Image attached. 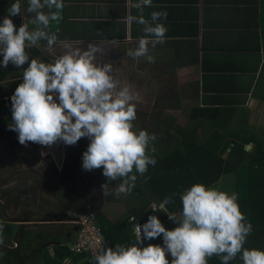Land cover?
I'll use <instances>...</instances> for the list:
<instances>
[{"label": "crops", "instance_id": "crops-1", "mask_svg": "<svg viewBox=\"0 0 264 264\" xmlns=\"http://www.w3.org/2000/svg\"><path fill=\"white\" fill-rule=\"evenodd\" d=\"M14 2L0 0V20ZM64 3L63 19L58 25L50 24L48 31L58 29L59 40L81 49L89 44L100 47L103 52L97 53L98 62L111 64L113 75L121 84H129L138 94L139 99L133 101L136 114L142 112L152 119L158 113L163 118V127L174 126V120L186 122L183 128L175 127L176 141L183 137L204 141L220 131V139L225 143L238 138L246 142L248 153L264 155V0H152V6L143 9L145 19L151 21L152 12L167 13L166 19L158 21L167 28L164 42L153 40L148 45L149 55L155 58L152 63L145 57L133 59L126 54L144 35L143 25L127 22L128 15H138L129 0H64ZM26 8L27 0H21L20 16L10 17L17 28L32 18ZM26 51L30 59L51 60L62 54L63 49L57 44L49 51L46 42L40 41ZM2 67L0 189L20 190L19 201L36 200L31 210L34 214L54 216L45 184L49 169L46 159L52 158L62 172L65 149L69 146L19 144L17 133L8 130L12 119L10 97L22 81L27 65L15 68L10 63L7 68ZM140 103L151 104L144 110ZM171 129L166 128V135L172 141ZM232 148L233 145L229 152ZM29 197L32 199L28 201ZM23 205L20 207L24 213ZM20 212L11 206L7 211L9 220L15 222L22 217ZM104 214L114 222L109 214ZM75 236L69 234L64 240L71 243ZM51 243L46 245L53 254Z\"/></svg>", "mask_w": 264, "mask_h": 264}, {"label": "clouds", "instance_id": "clouds-1", "mask_svg": "<svg viewBox=\"0 0 264 264\" xmlns=\"http://www.w3.org/2000/svg\"><path fill=\"white\" fill-rule=\"evenodd\" d=\"M129 4L138 10V15H128L127 22L143 25L144 35L126 54L133 59L145 57L148 62H155L149 55L148 45L153 40L164 42L167 28L158 21L166 19L167 13L152 12L149 21L143 16V9L151 7L152 0H136L135 3L129 0ZM64 7V0H27L26 12L32 18L17 28L10 19L21 14V0H15L0 20V66L7 68L11 63L15 68H22L27 65L22 81L10 97L12 119L8 130L17 133L19 144L25 147L29 142L47 148L59 143L74 146L81 138H87L82 169L89 172L102 169L106 180L100 186L103 196L128 195L138 175L144 176L148 167L156 164L149 154L155 152L149 145L156 140V135L134 130L136 106L133 101L139 96L129 84H121L113 75L111 64L98 62L97 53L103 52L100 47L89 44L81 49L59 40L58 29L48 31L50 24L58 25L63 19ZM40 41L46 42L49 51L59 44L62 54L48 63L30 59L26 49L37 46ZM117 180L120 183L110 190V183ZM178 195L182 206L180 218L174 213L167 214L178 226L167 230L156 215H149L146 223H134V242L117 244L114 248L101 246L94 253L92 264H208L214 256L221 264H230L238 255L242 264H264V251L244 247L253 228L240 211L236 193L195 183ZM170 202L171 198L165 197L159 205L153 203L150 208L154 212L158 208L166 211ZM54 210L55 216L63 213L61 219H53L55 224L71 225L67 224L71 213ZM135 220L134 216L130 217V221ZM2 230L0 224V233ZM77 231L75 227L68 235H77ZM161 236L162 246L151 243L143 246L145 241ZM58 242L66 244L74 255H81L71 249L74 240L68 243L61 239L51 246H59ZM72 262L76 261L69 258L63 264Z\"/></svg>", "mask_w": 264, "mask_h": 264}, {"label": "trees", "instance_id": "trees-1", "mask_svg": "<svg viewBox=\"0 0 264 264\" xmlns=\"http://www.w3.org/2000/svg\"><path fill=\"white\" fill-rule=\"evenodd\" d=\"M49 60L50 58H42L41 61L48 63ZM171 104L179 106L181 103H167V105ZM159 115L155 113L152 120ZM148 121L153 122L144 113H137L136 120L133 122L134 130H145L149 134L156 135V140L149 145V148H155V152L149 154L155 158L156 164L150 165L144 176L138 175L135 187L128 195H121L118 198L115 195L103 196L100 186L106 180L102 175V169L90 172L82 169V153L89 143L87 138H81L77 146L66 148L67 155L62 172L58 171L52 158H47L46 163L49 168L47 191L56 211L94 215L105 239L115 247L117 244L134 242V223L140 225L146 223L149 215H156L163 226L169 230L171 220L167 214L181 212L182 206L178 195L180 192L195 183L213 186L224 177L232 175L237 179L235 187L240 211L247 221L251 222L253 228L244 247L264 251V155H256L254 151L248 153L245 150L246 142L238 138L225 143L220 139V131L214 132L204 141L183 137L179 142L171 144L162 122L158 121L159 124L156 127L159 129L153 132L145 126ZM232 145V151L229 152ZM119 183V180L111 182L110 190ZM80 189L81 192H78ZM165 197L171 198V202L166 205V211L159 208L157 212L152 211L151 204L159 205ZM44 198L45 196L43 202H45ZM105 200L123 206L125 214L123 220L114 223L102 212ZM129 202L133 203L128 204ZM6 204L7 202L3 201L0 203V224L3 225L2 233H0V264H30L31 262L63 264L69 258L76 262L84 260L82 264H92V259L88 255H74L66 244L55 245L53 247L55 254L50 253L46 242L66 239L68 233L75 229L71 225H31L29 229L19 225L15 241L9 242L11 225L25 218L18 217L15 222L5 220ZM14 207L17 212L21 210L20 213H22L21 207L20 210L18 206ZM26 207L23 205V208ZM133 216L136 220L130 222V217ZM37 218L46 219L35 213L29 220L38 222ZM149 243L162 246V236L145 241L143 246ZM208 264H221V262L214 256L208 260ZM230 264H242L239 255L230 261Z\"/></svg>", "mask_w": 264, "mask_h": 264}, {"label": "rangeland", "instance_id": "rangeland-1", "mask_svg": "<svg viewBox=\"0 0 264 264\" xmlns=\"http://www.w3.org/2000/svg\"><path fill=\"white\" fill-rule=\"evenodd\" d=\"M150 104L151 103H140V108L142 106V108H144V110H146L148 108L145 109V107L149 106ZM152 119H151V121H153V122H149L148 121V122L145 123V126L148 128V130L156 132L159 129V127H156V126L159 124V122L163 121V118L156 117L154 120H152ZM174 121H176L175 122L176 124L174 123V126L167 125L166 127H164V128H167V129H171L172 128L171 131H172V134H173V140L171 141V144L179 142V141H176L178 135H175V133H173V131H175V127L183 128V126H184L183 124L186 123V122H184L182 120H174ZM168 122H172V120L170 118H168ZM177 122H180V123H177ZM65 155H67L66 154V149H65ZM244 163H246V161ZM236 184H237L236 177L233 178V176L230 175V176L224 177L218 183L214 184L212 187H215V188H217L220 191H224V192H227L229 194H232V193H236V187H235ZM47 196L49 197L50 194H47ZM50 199H51V196H50ZM15 203L16 202H12L11 206H15ZM105 203L106 204L103 206V208H105L106 211L104 213L109 214V216L111 218H113L114 222H118L120 220H123V216L125 215L123 206H120V204H115V203H112L111 201H106V200H105ZM131 203H133V202H129L128 204H131ZM32 204L36 205V200H33ZM43 205L46 206V204H43ZM52 208L55 209L53 203H52ZM54 216H55V214H54ZM116 217H117V219H116ZM176 218L179 219L180 218V214H176ZM21 224H27L30 227L31 224L52 225V224H55V222H54V220H50L49 219V220H47V222L40 221V222H37V223H33V222H22L21 221V222H19L17 224H12L11 225L12 227L10 228V233H9V239H10L9 242H14L15 241V236L18 233V227ZM176 226H178V225L176 223H174L173 221H171V223L169 224L168 228H169V230H172ZM7 244L10 245V243H7ZM167 258L169 259V261L171 260L170 256H167ZM83 262H84V260H79L77 262H72L71 264H82ZM30 264H34V263L31 262Z\"/></svg>", "mask_w": 264, "mask_h": 264}, {"label": "built area", "instance_id": "built-area-1", "mask_svg": "<svg viewBox=\"0 0 264 264\" xmlns=\"http://www.w3.org/2000/svg\"><path fill=\"white\" fill-rule=\"evenodd\" d=\"M67 224L77 228V235L71 245L73 252L86 254L91 259L94 253L101 247L114 248L105 239L101 229L96 223L94 215L70 214Z\"/></svg>", "mask_w": 264, "mask_h": 264}, {"label": "flooded vegetation", "instance_id": "flooded-vegetation-1", "mask_svg": "<svg viewBox=\"0 0 264 264\" xmlns=\"http://www.w3.org/2000/svg\"><path fill=\"white\" fill-rule=\"evenodd\" d=\"M19 193H20V190H18V189H9V190L0 189V203L2 201L3 202H7V204L5 205V209H4L5 217H6L7 220H9V218H10L9 215L7 214V211H8V209H10L11 203L13 201L12 199H14V200L16 199L15 206L19 207L18 210H20L21 203L25 204L27 206L26 208H24V213L23 212L21 213V216H23L25 218V219L22 220V222L26 221V220H29L31 215H32L31 210H32L33 205L31 203V201H29L32 198H30V197L27 198V200L29 201L27 203H25V201H23V200L19 201V199H20V197L18 196ZM29 203H31L30 204V206H32L31 208L29 206ZM52 210L54 211V213H56L53 208H52ZM18 215H20V214H18ZM21 225H23L24 229H29L30 228L29 225H27V224H21Z\"/></svg>", "mask_w": 264, "mask_h": 264}, {"label": "water", "instance_id": "water-1", "mask_svg": "<svg viewBox=\"0 0 264 264\" xmlns=\"http://www.w3.org/2000/svg\"><path fill=\"white\" fill-rule=\"evenodd\" d=\"M63 216V213H59L58 215H56V216H45V220H49V217H54L55 218V220H59V219H61V217ZM44 222H47V221H44ZM61 244V242H58V245H60Z\"/></svg>", "mask_w": 264, "mask_h": 264}]
</instances>
